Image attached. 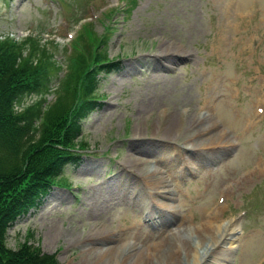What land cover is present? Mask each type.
Returning a JSON list of instances; mask_svg holds the SVG:
<instances>
[{
  "label": "rangeland",
  "instance_id": "rangeland-1",
  "mask_svg": "<svg viewBox=\"0 0 264 264\" xmlns=\"http://www.w3.org/2000/svg\"><path fill=\"white\" fill-rule=\"evenodd\" d=\"M79 35L102 39L100 53L120 65L99 76L102 107L84 121L87 147L64 169L65 180L11 227L8 247L40 248L60 264H197L192 254L205 246L199 264H264V114L256 112L264 95V0H0V39H33L61 68L52 92ZM164 45L190 57L158 74L152 60ZM39 98L27 97L24 107ZM172 110L187 119L183 138L159 155L164 164L134 165L136 133L148 141ZM177 155L195 163L185 177ZM123 162L137 178L126 174L130 185L120 190L121 179L111 182ZM156 193L168 212L153 207L147 217L121 204L132 195L150 202ZM211 216L215 235L203 237ZM228 222L236 228L223 232Z\"/></svg>",
  "mask_w": 264,
  "mask_h": 264
},
{
  "label": "trees",
  "instance_id": "trees-1",
  "mask_svg": "<svg viewBox=\"0 0 264 264\" xmlns=\"http://www.w3.org/2000/svg\"><path fill=\"white\" fill-rule=\"evenodd\" d=\"M39 47L33 39L20 44L0 40V264H59L55 256L27 244L9 249L6 235L59 183L63 167L75 163L77 152L86 147L78 137L82 121L102 107L99 76L109 75L119 63L100 53L102 39L87 42L79 35L60 89L52 92L50 84L61 68ZM30 95L56 98L47 105L42 97L22 113L14 111Z\"/></svg>",
  "mask_w": 264,
  "mask_h": 264
},
{
  "label": "bare ground",
  "instance_id": "bare-ground-1",
  "mask_svg": "<svg viewBox=\"0 0 264 264\" xmlns=\"http://www.w3.org/2000/svg\"><path fill=\"white\" fill-rule=\"evenodd\" d=\"M171 47L170 46H165V45L162 46V49L164 48L162 50V53H161L162 55H157L158 57H156L154 60H152L155 63V65H156L155 70H156V72L158 74L159 73L168 74V73L173 72L174 68L178 64V60H179L180 57H182V58L183 57L184 58H186V57L189 58L190 57L189 53H182V55H181L179 52H177L176 50H174ZM210 102H211V100L208 99V101H206L203 104V107H206ZM170 117H177V118L174 119V118H170ZM197 123H198V121L195 120L194 122H191L189 124V126L194 127V126L197 125ZM177 124H179V125H177ZM254 124H256V122L249 121V125L250 126H253ZM181 126L184 127L185 129L187 128V119H186V117L184 115L182 117L180 114L178 116H176L175 111L172 110V111H167V113L165 114V117L161 120V126L157 127V130L153 131L154 135L148 141H146L141 136H139L138 133H136V137L134 139H132V141H131V147H130V151H129V154H128L129 157L132 160V163H134V165H143V164H147L150 161V159H154L156 164H158V165L164 164L166 162L165 160H166L167 157H162V158H158V157H159L160 154H162V152L167 150V148H165V147L170 146V144H172L174 141H177V140L183 138V134H182V132H180L181 131ZM242 127L245 129V126L242 125ZM212 129H214V126L210 127L205 132V134L202 135V136H205L206 133H208V132L211 133L210 131H212ZM154 136H156V137H154ZM217 137L219 138L221 144L225 143L226 139L228 138L227 133H221ZM189 140H192V139L189 138ZM193 150L196 151L197 149L194 148ZM189 153L190 152H188V154ZM168 158H170V157H168ZM174 159L176 161L178 160V162H180V164L183 163V166H182L183 173L182 174H184V175L182 177H185V175L187 173L189 174L190 169L195 165V163L193 161L187 160L183 155H177ZM122 167H123V169H122L123 172L116 179L112 180V182H111L113 184L117 180L121 179V184L118 186V188L120 190H122L124 188L127 189L129 187V185H130V183L128 184L126 182V178H125L126 174L130 173V175H132L133 177L137 176L136 175L137 172L133 171V170L129 171V169H132V168L129 167V166H126L124 164V162L122 163ZM175 174H176V172L174 170H168L166 172L167 179H170L171 177H173L171 179H175V177H174ZM153 175H156V173H154ZM151 176L152 175H150V177ZM150 177L147 178V181H149V182H150ZM142 178L145 179L146 177L143 176ZM167 181H169V180H167ZM137 191L140 192V190H137ZM158 195L159 194L156 193L155 196L153 197V199L150 202L146 201L145 199H140V200L137 201L136 199H133V195H132V197L130 198V201H125L124 199H122L121 204L126 203L124 205H129V206L132 205L134 207H137L139 212H140V210H143V213H146V214H148V213L150 214L152 212V210H153V207H155L159 211H162L161 208L164 209L163 211H166V209H168V208L171 209L169 206H166L164 204L163 205H158V203L156 202V198L158 197ZM150 197H151V195H150ZM117 202H118V200H117ZM114 204L116 205V203H114ZM85 207L89 208V205H86ZM183 207L184 206L181 205V208H183ZM103 208L106 209V206L105 205H100V206H98V208L96 207V210L103 209ZM91 210L93 211L95 209H91ZM166 212H168V211H166ZM171 214H174V213H171ZM208 218H210V220H206V223H205V227H207V228L206 229H204V228L202 229V231H205V232L207 230L208 233L205 236H203V237H211V236L215 235V232H216V230H214L213 226H212L213 217L211 216V217H208ZM235 228H236L235 225H233L232 223L228 222L224 226V229H223L224 231L223 232H231ZM195 229L198 230L197 228H195ZM230 244H231V242H230ZM201 247H202L201 245H198V248H201ZM204 247L205 246H203L201 249H199L200 252L197 251V252H194L192 254V261L193 262L195 261L197 264H199L201 262V261H198L197 256L199 254V256L201 258L200 253L202 251H203L202 253H205L206 255H208V253H206V249H204L205 251L203 250ZM181 249H182L181 246H179V248L175 252H178ZM116 251H117V248H112V249L108 250V252L112 253L113 255L116 254ZM172 262L173 263H171V264H175V259H173Z\"/></svg>",
  "mask_w": 264,
  "mask_h": 264
}]
</instances>
